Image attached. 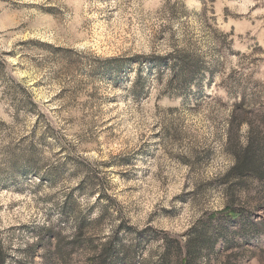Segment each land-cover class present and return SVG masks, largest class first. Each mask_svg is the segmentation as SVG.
<instances>
[{"label":"rangeland","instance_id":"1","mask_svg":"<svg viewBox=\"0 0 264 264\" xmlns=\"http://www.w3.org/2000/svg\"><path fill=\"white\" fill-rule=\"evenodd\" d=\"M263 118L264 0H0V257L264 264V178L227 175Z\"/></svg>","mask_w":264,"mask_h":264},{"label":"trees","instance_id":"2","mask_svg":"<svg viewBox=\"0 0 264 264\" xmlns=\"http://www.w3.org/2000/svg\"><path fill=\"white\" fill-rule=\"evenodd\" d=\"M169 60V65L172 70L171 82L177 83L180 88L187 89L190 86L198 85V82L203 78L202 72L204 68L202 67V62L194 55L179 54L177 56H167ZM156 68L159 70V65L161 61H153ZM158 72V71H157ZM235 109L242 113V116L231 119V122L236 123V127H239L247 119L246 109L242 107V104H236ZM244 109V111H243ZM264 119V118H263ZM249 137L247 144L244 148L235 151V162L233 166L228 170L227 175H232L236 179L245 180L248 176H255L259 179L264 178V144L256 136H253L252 130H248ZM240 151V152H239ZM85 221L83 219L78 221L77 229L75 231V237L72 239V243L80 246L82 242L79 237L83 235L82 228L84 227ZM198 235L197 247L213 248L216 244L217 239L206 238L202 235ZM60 241V240H59ZM115 244L113 241H108L101 245V248L96 252V257L94 258L95 264H112V259L110 257L117 255L118 252L115 250ZM189 252L190 249L188 248ZM64 247L57 244L55 247L56 257L61 261L65 262ZM110 260V261H109ZM0 264H4L3 257H0ZM66 264V263H65Z\"/></svg>","mask_w":264,"mask_h":264}]
</instances>
